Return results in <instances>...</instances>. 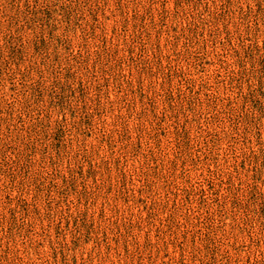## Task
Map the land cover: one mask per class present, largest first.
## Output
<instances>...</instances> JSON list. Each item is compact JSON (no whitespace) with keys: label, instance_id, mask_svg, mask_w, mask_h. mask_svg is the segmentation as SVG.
<instances>
[{"label":"rangeland","instance_id":"rangeland-1","mask_svg":"<svg viewBox=\"0 0 264 264\" xmlns=\"http://www.w3.org/2000/svg\"><path fill=\"white\" fill-rule=\"evenodd\" d=\"M0 264H264V0H0Z\"/></svg>","mask_w":264,"mask_h":264}]
</instances>
